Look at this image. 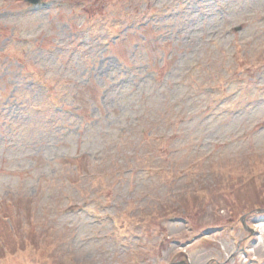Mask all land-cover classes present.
<instances>
[{"label": "rangeland", "instance_id": "obj_1", "mask_svg": "<svg viewBox=\"0 0 264 264\" xmlns=\"http://www.w3.org/2000/svg\"><path fill=\"white\" fill-rule=\"evenodd\" d=\"M40 4L0 0V264H264V0Z\"/></svg>", "mask_w": 264, "mask_h": 264}, {"label": "water", "instance_id": "obj_2", "mask_svg": "<svg viewBox=\"0 0 264 264\" xmlns=\"http://www.w3.org/2000/svg\"><path fill=\"white\" fill-rule=\"evenodd\" d=\"M29 2L35 3L38 2L39 0H28Z\"/></svg>", "mask_w": 264, "mask_h": 264}, {"label": "bare ground", "instance_id": "obj_3", "mask_svg": "<svg viewBox=\"0 0 264 264\" xmlns=\"http://www.w3.org/2000/svg\"><path fill=\"white\" fill-rule=\"evenodd\" d=\"M260 226V225H259Z\"/></svg>", "mask_w": 264, "mask_h": 264}]
</instances>
